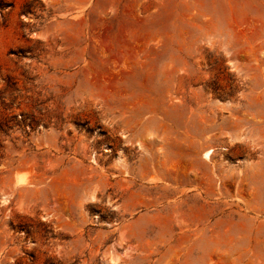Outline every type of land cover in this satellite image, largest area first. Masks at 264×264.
Here are the masks:
<instances>
[{"label": "rangeland", "instance_id": "rangeland-1", "mask_svg": "<svg viewBox=\"0 0 264 264\" xmlns=\"http://www.w3.org/2000/svg\"><path fill=\"white\" fill-rule=\"evenodd\" d=\"M0 264H264V0H0Z\"/></svg>", "mask_w": 264, "mask_h": 264}, {"label": "bare ground", "instance_id": "bare-ground-1", "mask_svg": "<svg viewBox=\"0 0 264 264\" xmlns=\"http://www.w3.org/2000/svg\"><path fill=\"white\" fill-rule=\"evenodd\" d=\"M21 183H23V179H21V177H20V178L17 179V184L19 185Z\"/></svg>", "mask_w": 264, "mask_h": 264}]
</instances>
